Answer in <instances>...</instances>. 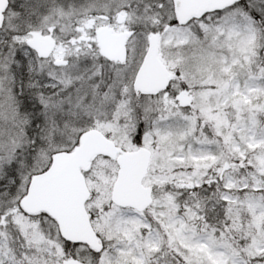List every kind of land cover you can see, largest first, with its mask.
I'll list each match as a JSON object with an SVG mask.
<instances>
[{
    "label": "snow or ice",
    "instance_id": "obj_1",
    "mask_svg": "<svg viewBox=\"0 0 264 264\" xmlns=\"http://www.w3.org/2000/svg\"><path fill=\"white\" fill-rule=\"evenodd\" d=\"M0 264H264V0H0Z\"/></svg>",
    "mask_w": 264,
    "mask_h": 264
}]
</instances>
